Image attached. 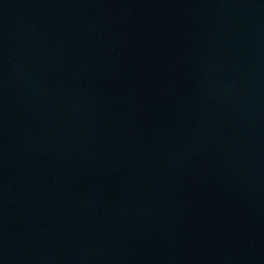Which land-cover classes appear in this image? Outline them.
Listing matches in <instances>:
<instances>
[{
  "label": "water",
  "instance_id": "water-1",
  "mask_svg": "<svg viewBox=\"0 0 264 264\" xmlns=\"http://www.w3.org/2000/svg\"><path fill=\"white\" fill-rule=\"evenodd\" d=\"M0 264H264V0H0Z\"/></svg>",
  "mask_w": 264,
  "mask_h": 264
}]
</instances>
